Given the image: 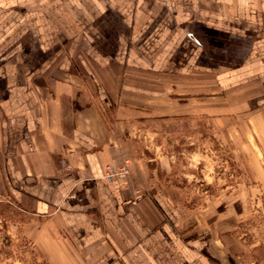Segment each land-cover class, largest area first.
I'll return each instance as SVG.
<instances>
[{
    "label": "crops",
    "instance_id": "0c3cea01",
    "mask_svg": "<svg viewBox=\"0 0 264 264\" xmlns=\"http://www.w3.org/2000/svg\"><path fill=\"white\" fill-rule=\"evenodd\" d=\"M208 86L264 106V0H0V264H256L238 207L192 229L159 180L147 123L206 118Z\"/></svg>",
    "mask_w": 264,
    "mask_h": 264
},
{
    "label": "rangeland",
    "instance_id": "374dc122",
    "mask_svg": "<svg viewBox=\"0 0 264 264\" xmlns=\"http://www.w3.org/2000/svg\"><path fill=\"white\" fill-rule=\"evenodd\" d=\"M244 92L237 93L238 100L229 93L214 99V87L208 86L206 118L147 124L160 130L164 155L172 157L159 167L160 183L191 228L205 209L215 212L216 201L228 207L223 217H230L233 204L239 213V245L233 240V249L264 264V106L256 105L245 87ZM4 190L0 179V194ZM5 214L1 208L0 216ZM252 243H258L254 252L248 250ZM35 253L21 243L2 250L9 264H39Z\"/></svg>",
    "mask_w": 264,
    "mask_h": 264
},
{
    "label": "built area",
    "instance_id": "2783aa9c",
    "mask_svg": "<svg viewBox=\"0 0 264 264\" xmlns=\"http://www.w3.org/2000/svg\"><path fill=\"white\" fill-rule=\"evenodd\" d=\"M127 168L124 166V167H120L116 170H112L110 167L106 168V173L111 176L112 174L114 173H120V174H126L127 173ZM2 238H3V235H2V226H1V222H0V242L2 241Z\"/></svg>",
    "mask_w": 264,
    "mask_h": 264
}]
</instances>
